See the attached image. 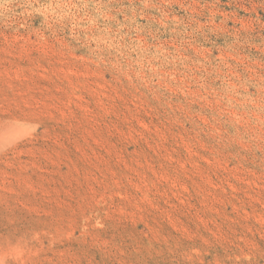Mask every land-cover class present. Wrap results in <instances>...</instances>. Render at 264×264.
Returning <instances> with one entry per match:
<instances>
[{
  "label": "rangeland",
  "instance_id": "rangeland-1",
  "mask_svg": "<svg viewBox=\"0 0 264 264\" xmlns=\"http://www.w3.org/2000/svg\"><path fill=\"white\" fill-rule=\"evenodd\" d=\"M0 264H264V0H0Z\"/></svg>",
  "mask_w": 264,
  "mask_h": 264
}]
</instances>
